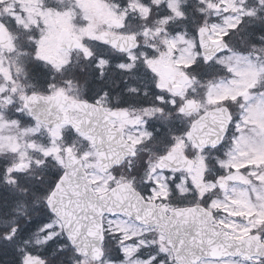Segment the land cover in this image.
I'll use <instances>...</instances> for the list:
<instances>
[{
  "label": "snow or ice",
  "instance_id": "6c2138e0",
  "mask_svg": "<svg viewBox=\"0 0 264 264\" xmlns=\"http://www.w3.org/2000/svg\"><path fill=\"white\" fill-rule=\"evenodd\" d=\"M34 7L0 0V125L25 145L0 160V180L24 185L0 253L11 264H264V0H177L157 27V0H120L122 22L97 32L82 0Z\"/></svg>",
  "mask_w": 264,
  "mask_h": 264
},
{
  "label": "rangeland",
  "instance_id": "374dc122",
  "mask_svg": "<svg viewBox=\"0 0 264 264\" xmlns=\"http://www.w3.org/2000/svg\"><path fill=\"white\" fill-rule=\"evenodd\" d=\"M71 3V0H62L63 6ZM160 6L163 9L166 4L171 6H176L177 0H157ZM182 2V0H181ZM22 6L28 10L29 15L32 13L38 12L39 9L34 7L36 4V0H21ZM82 3L85 6L87 14L91 18V25L89 27L90 31L97 32L101 30L104 26L109 25L112 19L121 20L123 18V13L118 12L115 7L113 1H105V0H82ZM194 6H199V0L194 2ZM166 11V10H164ZM146 6L142 7L140 10V15H147ZM157 18V17H156ZM212 19H217L216 17H212ZM49 23L60 32L61 29L65 27V22L62 17L50 16ZM107 24V25H106ZM153 26H162L159 20L155 19L153 22ZM164 64L170 65L167 61L162 60ZM159 66V64H158ZM20 82L24 85L29 84V80H25L23 76L20 77ZM3 107L0 105V111H2ZM18 149V150H17ZM25 150V145L22 141H20L17 137V130L14 127L0 125V152L13 154L14 158H10L8 160L9 163H14L19 159V152ZM31 155V153H30ZM19 202V201H18ZM238 204L241 208L247 207V199H241L238 201ZM20 205L17 203L13 210H11L7 215L0 216V225H4L7 222L12 221L14 218L18 219L19 214L15 211ZM9 208V207H8ZM8 208L6 210H8ZM10 209V208H9ZM6 216V217H5ZM4 255L5 253H0V255ZM12 259L11 256L8 257L5 264H8V260Z\"/></svg>",
  "mask_w": 264,
  "mask_h": 264
},
{
  "label": "trees",
  "instance_id": "16d2710c",
  "mask_svg": "<svg viewBox=\"0 0 264 264\" xmlns=\"http://www.w3.org/2000/svg\"><path fill=\"white\" fill-rule=\"evenodd\" d=\"M254 3V0L252 2L249 3V6H251L252 4ZM257 35H259L260 33L257 31L256 33ZM255 42L257 44L260 43L259 40H255ZM4 156L3 155H0V160H3V161H7L6 158H3ZM8 162V161H7ZM24 186L23 185V182H21V184H18L15 188H12L8 185H5L3 183L2 180H0V206H3L5 208V210L8 208V210H6L7 214L14 209L15 205L17 203H19L18 201H20L22 199V196L20 195L18 189L20 187ZM0 216H3V215H0ZM6 217V216H5ZM2 259H0V263H3L5 264L6 263V260L8 259V257L10 255H8L7 253H5L4 255L2 254ZM11 260L12 259H9L8 260V264L11 263Z\"/></svg>",
  "mask_w": 264,
  "mask_h": 264
},
{
  "label": "flooded vegetation",
  "instance_id": "af4514ba",
  "mask_svg": "<svg viewBox=\"0 0 264 264\" xmlns=\"http://www.w3.org/2000/svg\"><path fill=\"white\" fill-rule=\"evenodd\" d=\"M121 22H113V21H110V23H109V26L111 27V29H113L112 27L116 24V26H118L119 24H120ZM107 25V24H106ZM101 29H108V28H106L105 26L103 27V28H101ZM162 63V61H160V64ZM128 79H129V83L130 84H132V78H131V75H129V77H128ZM118 98H119V89H114V91H113V95L110 97V100H111V102L112 103H116L117 102V100H118Z\"/></svg>",
  "mask_w": 264,
  "mask_h": 264
},
{
  "label": "water",
  "instance_id": "95a60500",
  "mask_svg": "<svg viewBox=\"0 0 264 264\" xmlns=\"http://www.w3.org/2000/svg\"><path fill=\"white\" fill-rule=\"evenodd\" d=\"M116 38H120L119 36H115ZM163 73L167 76H170L172 73H171V69L170 67H163Z\"/></svg>",
  "mask_w": 264,
  "mask_h": 264
}]
</instances>
